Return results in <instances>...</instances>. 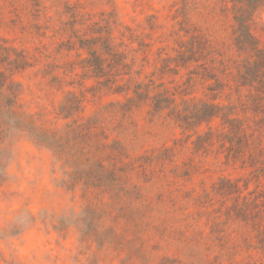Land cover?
<instances>
[{
  "label": "rangeland",
  "instance_id": "374dc122",
  "mask_svg": "<svg viewBox=\"0 0 264 264\" xmlns=\"http://www.w3.org/2000/svg\"><path fill=\"white\" fill-rule=\"evenodd\" d=\"M0 264H264V0H0Z\"/></svg>",
  "mask_w": 264,
  "mask_h": 264
},
{
  "label": "trees",
  "instance_id": "16d2710c",
  "mask_svg": "<svg viewBox=\"0 0 264 264\" xmlns=\"http://www.w3.org/2000/svg\"><path fill=\"white\" fill-rule=\"evenodd\" d=\"M258 54H262V52H259ZM257 57L260 59L259 55H257ZM259 65H260V61L253 62V68ZM221 109L222 107L218 106L215 103H211V104L207 103L202 105L201 107L194 108L191 111V119L201 123L205 117H208V119L210 120L214 117L219 116L222 120L223 127H227L226 138L228 139L230 146H232L233 142H238L243 137L242 135L243 128L241 127L239 121L236 118L229 116V114L226 112L220 113ZM99 167L102 168L101 165H99ZM94 174L95 175L93 176L95 178H101V176L98 173H94ZM108 176L110 177V175ZM105 178H107V175Z\"/></svg>",
  "mask_w": 264,
  "mask_h": 264
}]
</instances>
